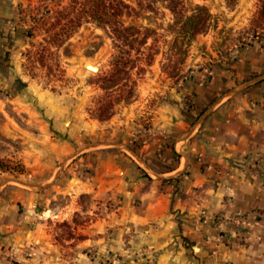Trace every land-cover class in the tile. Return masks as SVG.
Segmentation results:
<instances>
[{"label":"crops","instance_id":"crops-1","mask_svg":"<svg viewBox=\"0 0 264 264\" xmlns=\"http://www.w3.org/2000/svg\"><path fill=\"white\" fill-rule=\"evenodd\" d=\"M11 16L9 0H0V47L24 41ZM259 57L242 56L232 70L173 92L153 112L150 141L137 152L129 148L128 125L120 138L99 142L118 153L86 163L93 170L86 176L77 164L88 148L50 137L51 129L64 135L68 122L71 128L64 109L54 110L50 125L34 104L9 100L26 113L22 125L9 117V138L30 171L0 173V264H264V84H254L260 77L245 81L264 68ZM13 58L20 70L16 52ZM26 87L45 111L60 99ZM112 195L121 196L114 215L104 212ZM95 208L99 216L77 227V239L67 246L51 239L53 219Z\"/></svg>","mask_w":264,"mask_h":264},{"label":"rangeland","instance_id":"rangeland-1","mask_svg":"<svg viewBox=\"0 0 264 264\" xmlns=\"http://www.w3.org/2000/svg\"><path fill=\"white\" fill-rule=\"evenodd\" d=\"M70 1L9 0L12 10L9 24L19 28L20 31L16 34L18 37L21 34L25 37L19 47L10 46L9 43L0 47V173H3V177H22L30 171L19 156V143L9 138V117L10 122L18 125H22L26 117L25 112L12 107L14 103L9 102L11 99L18 100V103L34 104L39 115L46 117L50 125L54 110H65L63 120L70 121L71 128L68 122V130L64 135H57L51 129L50 137L53 140H66L74 148H88L80 155L82 160L77 164V169L86 176L93 173L92 167L86 163L94 166L96 159L107 154L106 152L110 155L118 153L117 148L97 144L102 140L120 138L123 126L128 125L131 130L128 145L134 152L149 142L153 112L161 103L169 100L173 92L182 93L183 88L189 87L190 83L210 80L212 73L218 69L232 70L242 56L257 53L260 55L259 62L264 61V30L255 29L251 24L259 0H184L186 6H206L211 14L205 31L189 42L176 40L173 30L168 27L173 16L166 1L156 0L153 8H150L146 6L147 0H142V6L137 0H125L138 11L133 18H127L128 21L132 19L136 24L155 29V33L147 40V45L153 44L155 54L148 65L141 63L145 71L137 73L134 68L128 78L115 83L104 80L103 75L110 68L113 42L104 28L92 22L82 24L61 47L52 48L53 54L48 62H58L62 72L59 73L54 68L49 70L40 63L38 53L46 34L33 18L37 20L47 8L66 6ZM32 26L34 28L29 35ZM174 45L181 46L184 51H177ZM14 52L21 61L20 70H15L13 66ZM90 67H95L96 70ZM262 76L264 68L253 72L245 81L260 77L254 84H264ZM117 83H127L131 91L121 93ZM27 84L53 93L60 99L47 106L48 111H45L43 107L36 105L35 95L26 87ZM185 102L187 110H191L194 104ZM101 106H109L108 112L111 114L105 119H99L100 116H105L100 114ZM112 119L120 122L118 129L102 127ZM159 153L161 152L157 151V155ZM158 156L160 158L162 155ZM69 175L70 171L67 170L65 178ZM10 184L20 186L18 183ZM77 199L84 205L89 202L90 197L78 195ZM120 201V195L107 198L104 201V212L116 214ZM99 213L100 210L95 208L88 215L80 212L73 215L70 221L53 219L49 223L51 239L67 246L66 242L71 238L77 239V227L89 223L91 218H97Z\"/></svg>","mask_w":264,"mask_h":264},{"label":"trees","instance_id":"trees-1","mask_svg":"<svg viewBox=\"0 0 264 264\" xmlns=\"http://www.w3.org/2000/svg\"><path fill=\"white\" fill-rule=\"evenodd\" d=\"M139 5H143L142 0H137ZM156 0H147V7L153 8ZM171 11L173 21L168 27L173 30L176 40L189 42L198 34L205 31L209 24L211 14L204 5L186 6L184 0H164ZM138 11L125 0H71L66 6L49 9L39 16L33 18L39 27L43 29L46 36L44 44L39 48L40 63L47 69L62 70L58 62H48L52 57V48L61 47L71 35L84 23L92 22L104 28L113 42V52L110 55L109 70L103 75V79L111 83L129 77L132 69L137 73L145 71L141 64L148 65L154 57L153 44L147 45V40L154 33L155 29L139 25L127 18H133ZM251 24L255 29L264 30V0H259V6L251 19ZM29 29V35L32 32ZM174 48L181 53L184 51L181 46L174 45ZM146 49V50H145ZM121 93L131 91L128 84H116ZM128 87V90H125ZM108 107H99L100 114L110 116Z\"/></svg>","mask_w":264,"mask_h":264},{"label":"built area","instance_id":"built-area-1","mask_svg":"<svg viewBox=\"0 0 264 264\" xmlns=\"http://www.w3.org/2000/svg\"><path fill=\"white\" fill-rule=\"evenodd\" d=\"M236 217H240V214L236 215ZM208 219H209L208 215L204 211H202L200 214V221L202 223H206L208 221Z\"/></svg>","mask_w":264,"mask_h":264},{"label":"bare ground","instance_id":"bare-ground-1","mask_svg":"<svg viewBox=\"0 0 264 264\" xmlns=\"http://www.w3.org/2000/svg\"><path fill=\"white\" fill-rule=\"evenodd\" d=\"M89 66H92V65H89ZM90 68H92L93 70H96V68H95V67H90Z\"/></svg>","mask_w":264,"mask_h":264}]
</instances>
